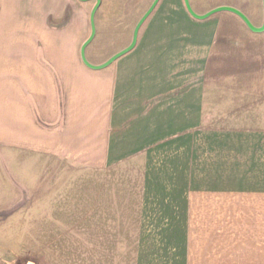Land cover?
<instances>
[{
  "label": "crops",
  "instance_id": "crops-1",
  "mask_svg": "<svg viewBox=\"0 0 264 264\" xmlns=\"http://www.w3.org/2000/svg\"><path fill=\"white\" fill-rule=\"evenodd\" d=\"M52 5L74 9L71 0L0 3L9 188L29 176L39 188L43 178H135L134 264H264V127L203 123L211 22L161 0L134 48L93 70L80 56L88 24L75 28L72 15L51 26L39 11ZM132 36L119 28L115 48L88 63L103 65Z\"/></svg>",
  "mask_w": 264,
  "mask_h": 264
},
{
  "label": "rangeland",
  "instance_id": "rangeland-1",
  "mask_svg": "<svg viewBox=\"0 0 264 264\" xmlns=\"http://www.w3.org/2000/svg\"><path fill=\"white\" fill-rule=\"evenodd\" d=\"M71 1L72 10L52 5L43 7L40 15L49 17L48 23L57 27L65 25L72 15L75 28L84 21L89 26L86 42L96 1ZM153 2L100 0L94 15L95 35L84 51L86 61L104 58L117 45L119 28L124 33L133 32ZM188 3L199 16L231 7L255 28L263 24L262 0ZM202 21L211 22L215 29L203 81L204 126L263 128L264 31L252 32L229 12ZM6 177L0 151V264H134L135 178H119L115 185L106 183V178H43L40 189L39 184L29 182V176L21 185L14 183L12 189L5 183Z\"/></svg>",
  "mask_w": 264,
  "mask_h": 264
},
{
  "label": "water",
  "instance_id": "water-1",
  "mask_svg": "<svg viewBox=\"0 0 264 264\" xmlns=\"http://www.w3.org/2000/svg\"><path fill=\"white\" fill-rule=\"evenodd\" d=\"M79 1H81V2H87L89 0H79ZM95 1H96V4H95V6L92 9L91 14H90L91 33H90V36L87 39V41L81 47L80 56H81V60H82L83 64L86 67H88L90 69H93V70H99V69H103V68L107 67L114 60H116L117 58H119L120 56L126 54L127 52H129L131 49L134 48V46L136 44V41H137V36H138L139 29L141 28V26L145 22V20L153 12V10L155 9V7L157 6V4H158V2L160 0H154V2L152 3V5L150 6V8L145 12V14L139 20V22L137 23V25L134 28L133 36H132V41H131L130 45L127 48H125L124 50H122L121 52H119L118 54L114 55L112 58H110L106 63H104L101 66H93V65H91L90 63H88L86 61L85 56H84L85 47L91 42V40L93 39V37L95 35L94 15H95V12L97 11V9L100 6V0H95ZM183 2H184V5H185L186 10L188 11V13L193 18H195L197 20H205L208 17L212 16L213 14H216V13H219V12H229V13H232V14L238 16L245 23V25L248 27V29L251 30L252 32H254V33H261V32L264 31V19H263L262 26L260 28H255L254 26H252V24L249 22V20L241 12H239L238 10H236L234 8H231V7H219V8H216V9L212 10L211 12H209V13L203 15V16H199V15H196V14H194L192 12V10H191V8L189 6L188 0H183ZM262 5H263V16H264V0H262Z\"/></svg>",
  "mask_w": 264,
  "mask_h": 264
}]
</instances>
